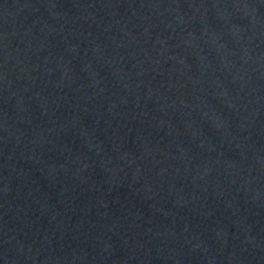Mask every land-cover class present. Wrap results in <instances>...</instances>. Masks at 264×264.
Here are the masks:
<instances>
[{
    "label": "water",
    "instance_id": "water-1",
    "mask_svg": "<svg viewBox=\"0 0 264 264\" xmlns=\"http://www.w3.org/2000/svg\"><path fill=\"white\" fill-rule=\"evenodd\" d=\"M0 264H264V0H0Z\"/></svg>",
    "mask_w": 264,
    "mask_h": 264
}]
</instances>
